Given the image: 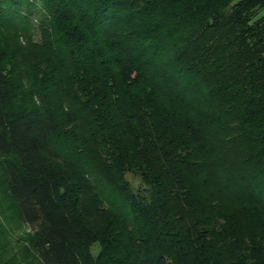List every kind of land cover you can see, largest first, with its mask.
I'll list each match as a JSON object with an SVG mask.
<instances>
[{
    "label": "trees",
    "instance_id": "obj_1",
    "mask_svg": "<svg viewBox=\"0 0 264 264\" xmlns=\"http://www.w3.org/2000/svg\"><path fill=\"white\" fill-rule=\"evenodd\" d=\"M262 10L0 0V216L30 231L0 261L264 264Z\"/></svg>",
    "mask_w": 264,
    "mask_h": 264
},
{
    "label": "rangeland",
    "instance_id": "obj_2",
    "mask_svg": "<svg viewBox=\"0 0 264 264\" xmlns=\"http://www.w3.org/2000/svg\"><path fill=\"white\" fill-rule=\"evenodd\" d=\"M22 12L29 16V20L34 28L33 37L37 42H40L43 31L49 28L48 15L44 9L41 8L39 3H34L29 9L24 7ZM258 16H264V10H262ZM127 178L133 185L137 184V179L132 177V175H127ZM29 232L28 228L21 225L18 220H9L0 216V254L4 259H9L13 255H17L18 261L23 259L21 250L25 246V237ZM3 244H5V246L1 247ZM98 248V245H94L91 248V252L94 256H96ZM0 264H3V262L0 261Z\"/></svg>",
    "mask_w": 264,
    "mask_h": 264
}]
</instances>
